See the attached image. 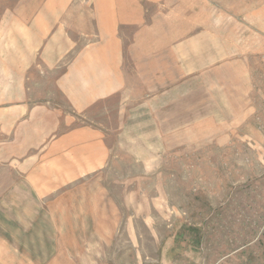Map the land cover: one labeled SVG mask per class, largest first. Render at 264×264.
Listing matches in <instances>:
<instances>
[{
	"label": "rangeland",
	"instance_id": "1",
	"mask_svg": "<svg viewBox=\"0 0 264 264\" xmlns=\"http://www.w3.org/2000/svg\"><path fill=\"white\" fill-rule=\"evenodd\" d=\"M70 1L102 22L115 5L133 101L75 121L111 129L101 170L69 174L39 120L5 149L8 112H41L47 80L12 99L1 31L28 27L4 20L32 7L0 0V264H264V0Z\"/></svg>",
	"mask_w": 264,
	"mask_h": 264
},
{
	"label": "crops",
	"instance_id": "2",
	"mask_svg": "<svg viewBox=\"0 0 264 264\" xmlns=\"http://www.w3.org/2000/svg\"><path fill=\"white\" fill-rule=\"evenodd\" d=\"M34 1L29 0L32 9L29 16H24L28 20L13 13L8 14L9 21L4 20L8 23L24 21L29 25L22 30L14 27L8 32L1 31V39L11 40V44L1 41V78H13L16 94L12 99L25 105L34 100L38 80L46 79L47 104L41 112H8V117L14 121L8 131L3 129V135L8 137L4 139V148L14 151L17 144L28 142L24 137L33 135L32 127L39 120L48 134H61L53 149L57 148L58 158L65 162L69 174L80 176L101 170L111 158V129L98 122L82 120L78 124L75 121L90 118L89 112L102 103L120 100L123 109L133 101L137 69L134 48L127 46V38L118 29L120 21L115 5L114 10L109 11L110 22H102V15L95 10L93 13L83 10L79 15L70 16V0ZM98 4L93 1L89 7L95 8ZM14 17L17 18L11 20ZM70 22L79 26H71ZM55 71H59L57 75ZM49 77L52 82L48 81ZM63 106L69 111L65 112ZM62 126H67L65 131H59ZM57 172L65 175V170L57 169Z\"/></svg>",
	"mask_w": 264,
	"mask_h": 264
}]
</instances>
